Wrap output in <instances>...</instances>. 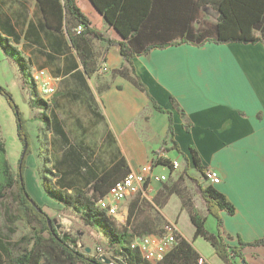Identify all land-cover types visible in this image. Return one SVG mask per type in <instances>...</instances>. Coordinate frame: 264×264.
I'll use <instances>...</instances> for the list:
<instances>
[{
    "label": "crops",
    "instance_id": "crops-1",
    "mask_svg": "<svg viewBox=\"0 0 264 264\" xmlns=\"http://www.w3.org/2000/svg\"><path fill=\"white\" fill-rule=\"evenodd\" d=\"M78 1L92 19L94 29L105 38H91L96 67L103 63L109 69L102 76L97 70L86 74L65 26L54 29L46 25L37 0H0V32L1 24L13 29L18 42L11 44L24 58L23 69L35 83L43 79L51 88L38 92L46 105L35 108L34 120L41 128V138H45L41 148L44 150L47 145L45 151L52 157L48 161L54 165V172L68 174L69 178L75 175L70 157L73 153H81L90 169L84 172L85 167H78L80 174L101 175L120 156L130 171L137 170L160 151L164 157L180 163L183 158L176 150H161L170 145V141L164 144V140L171 115L174 138L181 150L189 155L192 146L203 165L217 170L220 182L214 186L234 204L232 215L219 213L223 237L231 244H236L238 237L246 242L264 237V43L172 44L134 56L128 63L120 55L119 45L107 43V38L115 37L105 19L87 0ZM215 15L216 19V12ZM205 19L209 20L207 15ZM6 36L11 35L6 32ZM112 51L117 55L116 63L111 62ZM121 67L138 74L157 103L170 109L171 114L158 111L145 91L113 72ZM185 121L191 125L188 130ZM60 138H68V142ZM192 169L195 170L193 165ZM167 170L165 166L154 168L155 173L165 174L167 179L178 168L168 173ZM123 175L124 171L115 172L113 182ZM93 180H80L77 184L88 188ZM194 186L189 193L192 205L208 218L212 214ZM162 187V182L152 180L145 189L137 187L129 193L121 210L123 223L128 216V204L137 193L151 201ZM104 197L109 198L108 193ZM182 204V199L173 193L162 207H154L211 264H227L208 241L193 236L195 226ZM213 217L206 228L216 232ZM228 234L231 238H226ZM243 254L247 264H264L262 245L247 246ZM235 261L243 264L242 259Z\"/></svg>",
    "mask_w": 264,
    "mask_h": 264
},
{
    "label": "trees",
    "instance_id": "trees-1",
    "mask_svg": "<svg viewBox=\"0 0 264 264\" xmlns=\"http://www.w3.org/2000/svg\"><path fill=\"white\" fill-rule=\"evenodd\" d=\"M87 1L114 31L115 38H107V43L119 45L120 55L128 63L134 56L146 55L153 48L162 49L172 44L189 43L199 46L206 42L224 44L234 41L264 43V0ZM205 5L210 6L217 13L215 21L205 19L202 10ZM37 6L46 25L54 29L65 26L86 74L92 75L97 67L91 38H105L102 33L94 29L92 19L84 12L79 1L37 0ZM78 25L82 26L80 32L75 30ZM1 27L3 30L0 32V47L4 45L2 46L4 50L16 51L11 44L18 42L15 32L5 24H1ZM4 31L11 36H6ZM2 33L5 36H2ZM21 58L24 65V58ZM113 72L125 76L145 91L158 111L171 114L170 109H165L157 103L148 86L133 70L121 67L113 69ZM32 81L34 108H44L46 101L39 96L36 83L33 79ZM0 94L5 97L14 113L17 136L22 141L23 147L27 141L25 155L22 159L19 158L17 171L14 172L10 167L4 142L0 140V264H153L143 258L141 251L135 247L132 240L144 235L164 233V226L169 221L165 222V218L154 206L162 207L173 193L182 199L181 206L189 212L190 221L195 226L193 236H200L208 241L214 247L215 254L227 264H238L236 259H242L243 264H247L243 254L244 248L264 246V237L250 242L238 237L236 244H231L223 237L221 230L223 220L219 213L225 211L232 215L235 211L234 204L224 193L217 190L214 184L205 180L204 175L209 167L202 164L195 148L189 147V155L181 150L178 141L174 138L171 115L167 137L164 140V144L170 141V145L164 146L161 150H176L182 156L185 162L184 174L196 185L208 213L215 216L217 231L211 232L206 228L207 217L192 205L191 197L185 192V188L178 186L182 181V173L172 184L165 183L166 178L162 182L163 187L157 191L151 201L137 193L128 204V216L124 224H117L114 216L100 208L97 201L109 192L115 182V180L113 182L115 172L124 171L126 174L130 171L124 157L120 156L115 164L112 161L101 175L80 174L78 167H85L84 172L90 169L86 167L85 158L81 157V153L77 155L73 153L70 157L75 175L70 178L68 174L58 175L54 172L53 165L51 169L46 170L43 190L49 199L61 204L64 209H73L84 225L100 233L103 242H99V249L102 251L100 256L86 253L84 251L86 248L72 246L57 232L48 214L25 188L24 170L27 157L32 152L27 128L28 119L15 103L11 92L2 85H0ZM171 101L173 105L177 104L172 96ZM184 126L188 130L191 125L185 121ZM60 139L68 142V138ZM39 149L42 151V148ZM50 158L52 159L49 157V160ZM170 163L169 158L159 157L153 159L152 165L167 166L172 172ZM191 165L198 171L200 179L189 174ZM91 178L94 180L90 187L78 186L77 181L88 182ZM55 182L58 184L57 187ZM147 185L148 182L143 189ZM153 210L156 212L154 217L151 213ZM17 221L23 222L28 231L18 239H13ZM156 228L157 231L154 232ZM174 237L175 243L172 249L165 252L158 264H198V257L201 255L192 242L185 239L177 230ZM226 238H231V235L228 234Z\"/></svg>",
    "mask_w": 264,
    "mask_h": 264
},
{
    "label": "rangeland",
    "instance_id": "rangeland-1",
    "mask_svg": "<svg viewBox=\"0 0 264 264\" xmlns=\"http://www.w3.org/2000/svg\"><path fill=\"white\" fill-rule=\"evenodd\" d=\"M204 11L209 20L215 19V12L210 6L205 7ZM195 24H197V22H195ZM2 46L0 47V85L4 86L11 92L15 103L28 119L27 128L32 143V152L27 157L26 168L24 170L25 188L48 214L54 228H56L57 232L63 238L70 242V244L74 247L86 248V250H84L86 253H90L91 255L99 254L100 256L102 251L99 249V242H103V238L100 233L96 232L93 228L84 225L73 209H64L61 204L52 201L45 195L43 182L46 178V170L52 168V163H49V153H46L45 151L47 150V145L44 147V150L41 151V149H39L41 148V141L45 138H41V128L38 126V122L34 120V117L37 114V109L34 108V103H32V100L34 99L32 92L33 81L29 73L23 69L22 58L19 57L20 55L18 52L11 49L4 50ZM6 60L9 62V65ZM116 60L117 55L112 51L111 62L116 63ZM103 66V63L97 64V74L100 76L109 71L108 67L107 70H104ZM44 83L46 82L43 79H41V82L36 83L38 92H41V88L43 89ZM0 140L4 142L10 167L14 172H16L23 144L17 136V123L14 113L2 94H0ZM150 161L145 164H148ZM156 167L154 165L153 170ZM159 167L161 168L162 166ZM184 167L185 162L180 158L177 172L174 173L173 176L169 175L165 183L172 184L177 179L178 175L182 173V181L178 183V186L185 188V192L191 194V191L195 186L194 183L184 174ZM169 170L166 172L168 173ZM189 174L199 176L198 172L193 169L189 170ZM150 199L152 200L153 197ZM123 203H125V200H122L117 204V212L114 216L117 224L123 223V214H121V210L124 205ZM151 213L153 217L156 215L154 210L151 211ZM213 219L214 217L209 215L205 226L209 227ZM165 222L168 221L165 220ZM163 224L164 222H162V225ZM183 227L185 230L186 224ZM27 231V226L23 222L17 221L15 223V232L12 237L13 239H18ZM152 263L158 264L155 262Z\"/></svg>",
    "mask_w": 264,
    "mask_h": 264
},
{
    "label": "built area",
    "instance_id": "built-area-1",
    "mask_svg": "<svg viewBox=\"0 0 264 264\" xmlns=\"http://www.w3.org/2000/svg\"><path fill=\"white\" fill-rule=\"evenodd\" d=\"M81 25H78L75 30L80 32ZM104 70H107V66H103ZM40 74L35 76L39 79ZM42 76V72H41ZM43 91H51V88L47 86V83L43 84ZM164 157L163 153H157L152 157V161L148 164L142 165L137 170H132L123 175L122 178L117 180L109 189L108 197L100 198L97 203L100 208L104 209L107 214L115 216L117 212V204L124 201L127 195L136 190L137 187H143L148 181L154 180L155 182H163L167 176L165 174H155L153 170V159ZM170 165L173 169L178 168L179 162L177 159H170ZM163 166V165H162ZM164 167V166H163ZM167 167V166H165ZM205 180L208 183L215 184L220 182L219 173L215 168H208L204 175ZM176 227L173 223H167L164 226V233L162 235L153 236L152 234L136 237L132 241L135 247L141 251L143 258L150 262L160 261L167 250L172 249L175 243ZM198 264H211L204 256L198 257Z\"/></svg>",
    "mask_w": 264,
    "mask_h": 264
},
{
    "label": "water",
    "instance_id": "water-1",
    "mask_svg": "<svg viewBox=\"0 0 264 264\" xmlns=\"http://www.w3.org/2000/svg\"><path fill=\"white\" fill-rule=\"evenodd\" d=\"M26 148H27V141H25V143H24V147L22 149V152H21V155H20V159H22L24 157ZM20 164H21V162L19 163V169H20ZM48 223L50 225L51 224V221L49 220ZM107 262H109V261H107Z\"/></svg>",
    "mask_w": 264,
    "mask_h": 264
}]
</instances>
